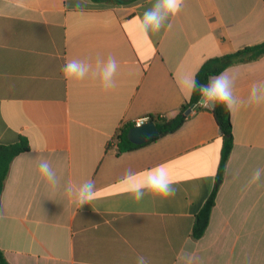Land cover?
Returning <instances> with one entry per match:
<instances>
[{"label": "crops", "instance_id": "obj_1", "mask_svg": "<svg viewBox=\"0 0 264 264\" xmlns=\"http://www.w3.org/2000/svg\"><path fill=\"white\" fill-rule=\"evenodd\" d=\"M155 0H0V145L25 138L0 199V249L10 264H264V105L231 112L234 145L203 237L195 216L217 182L221 134L210 109L191 110L173 134L117 155L110 140L128 124L173 117L188 95L185 76L209 59L264 43V0H185L171 27L141 38L138 18ZM79 5V6H77ZM119 63L117 87L70 84L71 59ZM235 94L264 81V56L227 68ZM48 159L60 179L38 175ZM164 166L176 195L135 202L126 173L140 182ZM92 179L96 194L81 209L64 195L69 181Z\"/></svg>", "mask_w": 264, "mask_h": 264}, {"label": "clouds", "instance_id": "obj_2", "mask_svg": "<svg viewBox=\"0 0 264 264\" xmlns=\"http://www.w3.org/2000/svg\"><path fill=\"white\" fill-rule=\"evenodd\" d=\"M184 3L185 0H155L137 20L138 35L141 38H147L150 34H158L166 27L170 28L171 18L180 13ZM118 71L119 63L112 55L106 59L97 57L95 64L87 60L71 59L61 67V73L66 82L78 84L88 79L97 80L103 93H108L117 87ZM235 85L236 77L230 75L228 69L210 77L206 84L198 83L195 76H185L182 80V87L189 100L192 94H199L196 106L201 108L215 110L217 105H223L230 112H234L241 108L264 105V81L253 83L246 97L235 94ZM37 168L39 178L52 189L60 185V179L48 159H40ZM135 175L129 171L124 181L127 183V191L137 203L147 196L151 198L153 204H159L176 195L174 182L164 166L149 170L140 182H132ZM262 175H264V169L256 168L250 177L249 186L259 182ZM63 192L77 209H81L85 205H90L95 198L96 186L92 179L79 184L69 181L64 185ZM192 259L191 256H186L187 264H192ZM135 264H152V262L149 257L138 255Z\"/></svg>", "mask_w": 264, "mask_h": 264}, {"label": "trees", "instance_id": "obj_3", "mask_svg": "<svg viewBox=\"0 0 264 264\" xmlns=\"http://www.w3.org/2000/svg\"><path fill=\"white\" fill-rule=\"evenodd\" d=\"M94 1H105L115 4H126L134 0H94ZM264 56V43L243 48L233 54L217 56L207 60L198 73L195 76V79L198 83L206 84L210 77L219 75L225 69L232 65L239 63H245L249 61L256 60ZM199 100V94H192L191 99H187L182 106L179 108L178 112L173 117H159V116H150V120L154 122L155 126L159 131V137L162 138L167 135L173 134L178 131L185 121L190 117V114H187L188 110H199L201 107L196 106L197 101ZM215 121L219 127L221 134V154L220 162L217 173V180L220 182L223 180L226 165L231 155L234 137H233V124L231 119V112L225 108L223 105H217L215 110H211ZM133 124H128L120 131L117 136L116 142L113 145L117 155H120L125 152H129L135 149H138L146 144L136 145L130 142L127 138L128 131L133 128ZM157 138V139H158ZM156 139V140H157ZM29 151V144L25 138H20L19 141L12 145H0V199L5 186V181L9 174L10 166L13 159L21 153ZM219 190V185L215 186L210 193L209 197L203 204L200 211L195 216V222L192 228L191 237L194 240H199L205 234L207 227L210 222V217L213 208L216 204V197ZM0 264H10L3 251L0 249Z\"/></svg>", "mask_w": 264, "mask_h": 264}, {"label": "water", "instance_id": "obj_4", "mask_svg": "<svg viewBox=\"0 0 264 264\" xmlns=\"http://www.w3.org/2000/svg\"><path fill=\"white\" fill-rule=\"evenodd\" d=\"M191 113V109L187 111V114ZM159 137V131L154 122L149 120L139 126H134L127 133V138L130 142L136 145H142L150 143ZM220 183L217 180L216 185Z\"/></svg>", "mask_w": 264, "mask_h": 264}, {"label": "built area", "instance_id": "obj_5", "mask_svg": "<svg viewBox=\"0 0 264 264\" xmlns=\"http://www.w3.org/2000/svg\"><path fill=\"white\" fill-rule=\"evenodd\" d=\"M159 117H165V116H164L163 114H160ZM149 120H150L149 117H148V118H144V119H140V120H138V121L136 122L135 126H136V125L139 126V125H141V124H143L144 122H147V121H149ZM120 131H121V130H119V132L117 133V135L114 136V137L110 140V144H112V145L115 144L116 139H117V136L119 135Z\"/></svg>", "mask_w": 264, "mask_h": 264}]
</instances>
